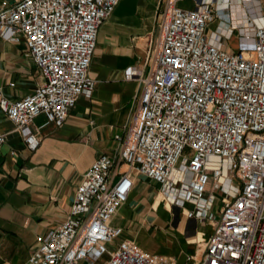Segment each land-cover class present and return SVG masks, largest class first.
<instances>
[{
  "label": "built area",
  "instance_id": "built-area-1",
  "mask_svg": "<svg viewBox=\"0 0 264 264\" xmlns=\"http://www.w3.org/2000/svg\"><path fill=\"white\" fill-rule=\"evenodd\" d=\"M165 0L133 115L113 155L99 153L76 184L65 217L35 237L26 264H157L162 256L110 224L132 187L130 170L158 183L186 216L210 226L192 264H264V13L260 0ZM118 0H0V38L22 39L42 81L18 98L0 88V110L27 150L39 113L59 126L88 96L99 24ZM256 5L255 9L251 5ZM250 5V6H249ZM213 17L236 29L205 32ZM126 75L134 70L127 68ZM3 133H0V142ZM124 163L127 169L115 170Z\"/></svg>",
  "mask_w": 264,
  "mask_h": 264
},
{
  "label": "crops",
  "instance_id": "crops-1",
  "mask_svg": "<svg viewBox=\"0 0 264 264\" xmlns=\"http://www.w3.org/2000/svg\"><path fill=\"white\" fill-rule=\"evenodd\" d=\"M175 4L193 6L192 0ZM165 0H118L99 24L88 66L91 93L80 94L65 120L55 126L42 113L33 117L39 142L29 151L20 134L0 110V264H26L37 234L45 233L66 215L76 184L87 166L101 152L113 155L123 136L140 89L138 74L147 69L144 55L155 42L157 22ZM233 5L232 9L240 13ZM213 17L205 32L228 34L229 47L237 41L236 29ZM131 68L134 73L126 75ZM42 81L26 54L22 39L0 38V88L8 98L31 92ZM127 169L120 163L117 171ZM132 187L118 204L110 224L121 227L115 239L130 238L151 254L162 256L157 264H192L209 232L187 217L190 206L173 204L157 192L158 183L130 170ZM157 184V185H155ZM151 236L150 248L137 241Z\"/></svg>",
  "mask_w": 264,
  "mask_h": 264
},
{
  "label": "rangeland",
  "instance_id": "rangeland-1",
  "mask_svg": "<svg viewBox=\"0 0 264 264\" xmlns=\"http://www.w3.org/2000/svg\"><path fill=\"white\" fill-rule=\"evenodd\" d=\"M259 4L261 5V10L264 13V0H260ZM181 5L184 6V7H187V4H181ZM235 5H238V4L236 3ZM251 7H253V9H255L256 5L252 4ZM155 185H157V184H155ZM202 230H204L205 232H209L210 231V226L209 225H205L202 228ZM154 240L156 241L157 239L155 238ZM154 240H152L151 236L149 237V236L145 235L144 233H140L139 236H138V239H137V241L139 243L143 244L146 249L150 248L149 245L151 244V242H154ZM104 257L105 256H102L100 258V260H98L95 264H98ZM80 264H83V263H80Z\"/></svg>",
  "mask_w": 264,
  "mask_h": 264
},
{
  "label": "bare ground",
  "instance_id": "bare-ground-1",
  "mask_svg": "<svg viewBox=\"0 0 264 264\" xmlns=\"http://www.w3.org/2000/svg\"><path fill=\"white\" fill-rule=\"evenodd\" d=\"M236 2H237L236 0H231V1H230V3H231V8H233L232 6H233L234 4H236ZM219 4H221V5L225 4V0L220 1ZM235 7H236L237 10L239 11L240 6L237 5V6H235ZM240 12H241V9H240Z\"/></svg>",
  "mask_w": 264,
  "mask_h": 264
}]
</instances>
